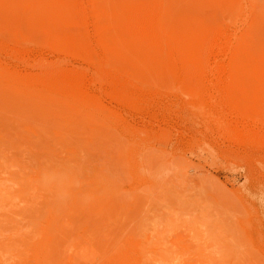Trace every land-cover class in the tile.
Listing matches in <instances>:
<instances>
[{
	"label": "rangeland",
	"instance_id": "obj_1",
	"mask_svg": "<svg viewBox=\"0 0 264 264\" xmlns=\"http://www.w3.org/2000/svg\"><path fill=\"white\" fill-rule=\"evenodd\" d=\"M8 1L0 0V264H264V0H164L174 13L170 51L119 31L104 59L74 0ZM219 28L238 32L219 58L228 80L203 77L198 64Z\"/></svg>",
	"mask_w": 264,
	"mask_h": 264
},
{
	"label": "bare ground",
	"instance_id": "obj_2",
	"mask_svg": "<svg viewBox=\"0 0 264 264\" xmlns=\"http://www.w3.org/2000/svg\"><path fill=\"white\" fill-rule=\"evenodd\" d=\"M2 1V0H1ZM8 1V0H7ZM13 1V0H12ZM12 1H10V3L12 2ZM26 1V0H25ZM172 2H173V0H171ZM236 1V0H235ZM20 2V1H19ZM35 2H37L36 0H35ZM38 2H40V3H42V2H45V0H43L42 2H41V0H38ZM47 2H49V0L47 1ZM51 2V1H50ZM52 2H53V0H52ZM56 2V1H55ZM169 2V1H168ZM168 2L167 1H164V0H139L135 5H133V6H126L125 4H124V2H123V0H104L103 1V5L102 6H100V5H98V3H97V1L96 0H74V6H75V10H76V14H77V16H78V19H79V21H80V23H81V27H83V31L85 30L86 32H88V34L86 33L85 34V36L86 35H88V37H87V39L89 38V43H90V46H91V48L93 49V51L95 52L94 54L96 55H99L100 56V54L99 53H101V51H102V48H103V45H105L104 43H108V41H109V39L110 38H113V37H111V35L112 34H114V33H116L117 35H118V32L120 31L121 33H123V34H126V36L128 37V38H130V39H133V40H140V41H143V42H145V43H147V44H149L150 46H152V47H154L155 49H160L161 51H164V52H168V51H170L171 50V46H170V36H169V34H170V32H171V29H172V23H173V15H174V13H173V9H172V6L170 5V4H168ZM176 2V1H175ZM242 2V1H241ZM251 1H249V3H247L248 5L249 4H251L250 3ZM258 2V1H257ZM7 3V2H6ZM8 3H9V1H8ZM33 3H34V1H33ZM54 3V2H53ZM52 3V4H53ZM68 3V4H67ZM67 3H65L66 5H69V2H67ZM71 3V2H70ZM177 3H178V0H177ZM23 4H25L24 2H23ZM38 5H39V3H37ZM36 4V5H37ZM47 4V3H46ZM56 4V3H55ZM186 4H187V2H186ZM193 4V3H192ZM239 4V3H238ZM246 4V5H247ZM30 5V4H29ZM35 5V6H36ZM45 5V4H44ZM62 5V4H61ZM65 5V6H66ZM252 5V4H251ZM40 6H41V4H40ZM72 6V5H71ZM190 6V5H189ZM193 6V5H192ZM195 6V5H194ZM193 6V7H194ZM250 6V5H249ZM29 7V6H28ZM44 7V6H43ZM43 7L41 8V9H43ZM50 7V6H49ZM61 7V6H60ZM69 7V6H68ZM73 7V6H72ZM252 7V6H251ZM32 8V10L34 9V7H31ZM45 8V7H44ZM177 8V7H176ZM185 8H186V6H185ZM46 9V10H45ZM44 10H45V12L47 11V9H49V8H45ZM60 9V8H59ZM66 9V8H65ZM68 9V8H67ZM248 9H249V7H248ZM255 9V8H254ZM3 10H5V9H3ZM31 10V11H32ZM40 10V9H39ZM60 10H63L62 8L60 9ZM43 11V10H42ZM42 11H39V14H40V12L42 13ZM192 11H194V10H192ZM54 12V11H53ZM244 12H245V10H244ZM32 13V12H31ZM61 13H62V11H61ZM245 13H247V12H245ZM7 14V13H6ZM43 14V13H42ZM46 14V16H47V13H45ZM54 14V13H53ZM65 14H67V13H65ZM191 14V13H190ZM7 15H9V14H7ZM32 15V14H31ZM50 14H48V16H49ZM52 15V14H51ZM61 15V14H60ZM64 15V14H63ZM193 15H195V14H193ZM233 15V14H232ZM45 16V15H44ZM45 16V17H46ZM47 16V17H48ZM62 16V15H61ZM69 16V15H68ZM189 16V15H188ZM191 16V15H190ZM215 16V15H214ZM253 16V15H252ZM258 16V15H257ZM264 16V15H263ZM6 17V16H5ZM13 17V16H12ZM46 17V19H48ZM58 17V19H59V16H57ZM65 17V16H64ZM75 17V16H74ZM73 17V18H74ZM198 17V16H197ZM232 17V16H231ZM245 17V16H244ZM258 17H260V16H258ZM31 18H33V17H31ZM36 18V17H35ZM44 18V17H43ZM51 18H54V17H51ZM188 18V17H187ZM187 18H186V21H187ZM219 18H220V16H219ZM254 18V17H253ZM2 19V18H1ZM7 20H8V17L6 18ZM185 19V18H184ZM190 19V18H189ZM194 19V18H193ZM193 19H192V21H193ZM195 19L196 20H198L196 17H195ZM218 19V18H217ZM216 19V20H217ZM226 19V18H225ZM232 19V18H231ZM230 19V20H231ZM245 19H249L248 17L246 18L245 17ZM14 19H12V21H13ZM33 20H36V19H33ZM39 19H37V21H38ZM50 20V18L47 20V21H49ZM224 20V19H223ZM239 20V19H238ZM256 20V19H255ZM258 20H260V19H258ZM40 21V20H39ZM38 21V22H39ZM44 21H46V20H44ZM44 21L42 20V22L44 23ZM62 21V20H61ZM67 21V20H66ZM73 21V20H72ZM76 21V20H75ZM218 21V20H217ZM233 21V20H232ZM231 21V22H232ZM248 21V20H247ZM251 21H253V20H251ZM1 22H2V20H1ZM33 22H35V21H33ZM38 22H35L36 24L38 23ZM55 22V21H54ZM65 22V21H64ZM77 22V21H76ZM187 22H189V21H187ZM211 22V21H210ZM230 22V23H231ZM245 22V21H244ZM255 22V21H254ZM3 23V22H2ZM51 22L49 21V24H50ZM78 23V22H77ZM190 23V22H189ZM193 23H195V22H193ZM233 23V22H232ZM243 23V22H242ZM248 23V22H247ZM255 23H258V22H255ZM264 23V22H263ZM262 23V24H263ZM39 24V23H38ZM37 24V25H38ZM68 24H69V22H68ZM192 24V23H191ZM238 24H241V23H238ZM245 24V23H244ZM250 24H251V22H250ZM4 25V24H3ZM35 25V24H34ZM43 25V24H42ZM55 25H57V23L55 24ZM74 24H72L71 26H73ZM194 25V24H193ZM199 25V24H198ZM197 25V26H198ZM202 25H204V24H202ZM5 26V25H4ZM59 26H61L60 24H59ZM65 26V25H64ZM67 26V25H66ZM70 26V25H69ZM69 26H68V28H69ZM205 26V25H204ZM212 26V25H211ZM219 26V25H218ZM236 26V25H235ZM256 26V25H255ZM254 26V27H255ZM263 26V25H262ZM262 26H261V28H262ZM1 27V26H0ZM35 27H36V25H35ZM39 26H37V28H38ZM45 26H42V28H44ZM47 27H48V25H47ZM51 27H53V28H57V27H54L53 26V24H51ZM199 27V26H198ZM200 27H201V23H200ZM242 27H243V25H242ZM241 27V28H242ZM254 27H253V30H254ZM256 27H258V26H256ZM11 28V27H10ZM41 28V27H40ZM46 28V27H45ZM44 28V29H45ZM61 28V27H60ZM74 28V27H73ZM77 28V27H76ZM196 28V27H195ZM230 28L232 29V26L231 27H229L228 28V30H230ZM234 28V27H233ZM243 28H245V27H243ZM57 29H59V27L57 28ZM70 29V28H69ZM79 29V28H78ZM201 29V28H200ZM209 29V28H208ZM240 29V28H239ZM238 29V30H239ZM47 29H45V31H46ZM52 30V29H51ZM63 30V29H62ZM74 30V29H73ZM81 30V29H80ZM233 30V29H232ZM258 30H260V29H258ZM7 31V30H6ZM54 31V30H53ZM57 31V30H56ZM65 31H67V30H65ZM64 30H63V32H65ZM79 31V30H78ZM240 31V30H239ZM257 31V30H256ZM52 32V31H51ZM58 32V31H57ZM60 32V31H59ZM58 32V33H59ZM82 32V31H81ZM211 32V31H210ZM227 32H230V31H227ZM226 31H224V30H222L221 28H219V29H214L213 31H212V33H211V36H210V39H209V42L207 43V41H206V49L204 50V52L202 53V52H200V54H202V57L199 59L200 61V63H198V64H200L199 65V67L201 68H198V69H200L201 70V72L203 73H201L200 71H199V73H201L202 75H203V77H227L226 78V80H228V75H227V70L226 71H223V67H221V58L220 57H222V56H226V54H227V52L229 51V49L232 47V41L235 39L236 40V34H238V32L236 31V30H234V31H232V32H230L229 34L227 33ZM76 33V32H75ZM78 33V32H77ZM240 33V32H239ZM255 33V32H254ZM257 33H260V31H258ZM256 33V34H257ZM61 34V33H60ZM30 35V34H29ZM55 35H57V34H55ZM77 35V34H76ZM116 36V35H115ZM114 36V37H115ZM202 36V35H201ZM257 36H258V34H257ZM264 36V35H263ZM110 37V38H109ZM206 37V36H205ZM238 37V36H237ZM75 38H76V36H75ZM118 38V37H117ZM208 38V37H207ZM206 38V39H207ZM239 38V37H238ZM204 39V38H203ZM240 39V38H239ZM241 39H242V37H241ZM262 39V38H261ZM264 39V38H263ZM262 39V40H263ZM115 40V39H114ZM202 40V39H201ZM205 40V39H204ZM208 40V39H207ZM261 40V41H262ZM4 41H6V40H4ZM14 41V40H13ZM12 41V42H13ZM80 41V40H79ZM116 41V40H115ZM196 41V40H195ZM203 41V40H202ZM252 41V40H251ZM254 41V40H253ZM7 42V41H6ZM12 42H10V43H12ZM15 42V41H14ZM18 42V41H17ZM16 42V43H17ZM234 42V41H233ZM243 42H244V40H243ZM87 43V42H86ZM201 43H203V42H201ZM247 43H248V41H247ZM122 44V43H121ZM204 44V43H203ZM244 44V43H243ZM12 45H14V47H15V43H13ZM18 45V44H17ZM39 45V44H38ZM87 45H89V44H87ZM86 45V46H87ZM107 45V44H106ZM109 45V44H108ZM116 45V44H115ZM118 45V44H117ZM127 45V44H126ZM142 45V44H141ZM148 45V46H149ZM247 45V44H246ZM6 46H8V45H6ZM10 46H11V44H10ZM41 46V45H40ZM112 46V45H111ZM135 46V45H134ZM235 46V45H234ZM249 46V45H248ZM258 46V45H257ZM4 48H5V46H3ZM13 47V48H14ZM81 47V46H80ZM107 47V46H106ZM116 47V46H115ZM118 47H119V50L121 49V47H120V41H119V45H118ZM131 47V46H130ZM135 47H137V46H135ZM236 47V46H235ZM260 47L261 46H258V49H260ZM10 48V47H9ZM39 48V47H38ZM82 48V47H81ZM85 48H87V47H85ZM90 48V47H89ZM143 48V47H142ZM147 48H149V47H147ZM178 48V47H177ZM200 48V47H199ZM237 48H238V45H237ZM249 48V47H248ZM8 49V48H7ZM84 49V48H83ZM88 49V48H87ZM91 49V50H92ZM141 49V48H140ZM139 49V50H140ZM247 49V48H246ZM10 50V49H9ZM8 50V51H9ZM16 50H17V48H16ZM20 50V49H19ZM81 50V49H80ZM89 51H90V49H88ZM127 50V49H126ZM126 50L124 49V52H126ZM132 50H133V47H132ZM131 50V51H132ZM142 50V49H141ZM179 50V49H178ZM202 50V49H201ZM237 50V49H236ZM242 50H244V48L242 49ZM251 50V49H250ZM75 51V50H74ZM116 51V50H115ZM122 51H123V49H122ZM128 51V50H127ZM143 51V50H142ZM147 51V50H146ZM149 51V50H148ZM147 51V52H148ZM173 51V50H172ZM233 51V50H232ZM239 51V50H238ZM3 52V51H2ZM7 52V51H6ZM5 52V53H6ZM12 52V51H11ZM27 52V51H26ZM41 52V51H40ZM81 52H83V51H81ZM80 52V53H81ZM85 52H86V50H85ZM88 52V51H87ZM105 53H106V51H104ZM107 52H109V51H107ZM130 52V51H129ZM133 52H134V50H133ZM138 51H136V53H137ZM145 52V51H144ZM144 52H141V53H143L144 54ZM243 52V51H242ZM9 53V52H8ZM80 54L78 51H76V54ZM110 53V52H109ZM127 53V52H126ZM155 53V52H154ZM170 53V52H169ZM169 53H167V54H169ZM173 53V52H172ZM181 53V52H180ZM232 53V52H231ZM234 53V52H233ZM245 53V52H244ZM24 54H27V53H25L24 52ZM82 54V53H81ZM83 54H85V53H83ZM93 54V55H94ZM131 54H132V52H131ZM142 54V55H143ZM163 54V53H162ZM8 55V54H7ZM6 55V56H7ZM11 55V54H10ZM39 55V54H38ZM94 55V56H95ZM96 55V56H97ZM101 55H103V53L101 54ZM112 55V54H111ZM110 55V56H111ZM129 55V54H128ZM135 55H137V54H135ZM142 55H140V58L142 57ZM147 55H149V54H147ZM170 55V54H169ZM230 55V54H229ZM228 55V56H229ZM244 55V54H243ZM18 56V55H17ZM16 56V57H17ZM24 56V55H23ZM26 56V55H25ZM30 56H31V54H30ZM84 56V57H83ZM81 55L80 57H82L83 58V60L85 59V61H87L89 58L88 57H85V55ZM106 56V55H105ZM132 56V55H131ZM139 56V55H138ZM172 56V55H171ZM170 56V57H171ZM182 56V55H181ZM228 56H227V58H228ZM234 56V55H233ZM242 56V55H241ZM32 57V56H31ZM42 57V56H41ZM40 57V58H41ZM98 57V56H97ZM102 59H104V56H100ZM125 57V56H124ZM123 57V58H124ZM147 57V56H146ZM146 57H144L146 60H148V57L146 58ZM164 57V56H163ZM8 58V57H7ZM19 57H17V59H18ZM39 58V57H38ZM74 58H75V55H74ZM126 58V57H125ZM128 58V57H127ZM220 58V59H219ZM224 58H226V57H224ZM226 58V59H227ZM16 59V58H15ZM109 59V58H108ZM119 59V58H118ZM121 59V58H120ZM130 59V58H129ZM171 59V58H170ZM14 60V59H13ZM40 60V59H39ZM80 60V59H79ZM112 60H114V59H112ZM123 60H125V59H123ZM122 60V61H123ZM131 60V59H130ZM145 60V61H146ZM155 60V59H154ZM161 61H162V59H160ZM173 60V59H172ZM23 61V60H22ZM29 61V60H28ZM27 61V62H28ZM41 61V60H40ZM109 61V60H108ZM117 61L118 60H116V62H114V63H116L117 64ZM120 61V60H119ZM119 61H118V63H119ZM138 61H140V60H138ZM158 62H160L159 60H157ZM156 61V62H157ZM165 61V60H164ZM163 61V62H164ZM168 61V60H167ZM231 61V60H230ZM14 62H15V60H14ZM13 62V63H14ZM21 62V61H20ZM19 62V63H20ZM24 62H25V60H24ZM35 62H37V61H35ZM45 62H46V60H45ZM48 62V61H47ZM47 62H46V64H47ZM61 62V61H60ZM126 62V61H125ZM124 62V63H125ZM128 62V61H127ZM135 62V61H134ZM174 62V61H173ZM176 62V61H175ZM174 62V63H175ZM187 62V61H186ZM232 62V61H231ZM231 62L228 64V65H230L231 64ZM44 63V62H43ZM52 63V62H51ZM50 63V64H51ZM86 63V62H85ZM113 63V64H114ZM123 63V64H124ZM137 63V62H136ZM161 63V62H160ZM184 63V61L182 62V64ZM189 63V62H188ZM192 63V62H191ZM234 63H235V61H234ZM18 64V63H17ZM21 64H23V63H21ZM32 64V63H31ZM42 64V63H41ZM45 64V65H46ZM62 64V63H61ZM60 64V65H61ZM66 64V63H65ZM82 64V63H81ZM80 64V65H81ZM112 64V63H111ZM119 64H122L121 62L119 63ZM123 64H122V67H123ZM126 64V63H125ZM124 64V65H125ZM127 64H129V62L127 63ZM131 64V63H130ZM133 64V63H132ZM135 64V63H134ZM145 64V66H147L148 64H147V61H146V63H144ZM147 64V65H146ZM156 64H158V63H156ZM155 64V65H156ZM185 64V63H184ZM190 64V63H189ZM193 64V63H192ZM223 64V63H222ZM236 64V63H235ZM28 64H26V66H27ZM40 65V64H39ZM48 65V64H47ZM52 65V64H51ZM53 65H55L56 66V68H57V65H56V63H54ZM152 65H154V62H153V64H151V66ZM154 65V66H155ZM161 65H162V63H161ZM176 65V64H175ZM196 65V64H195ZM224 65V64H223ZM227 65V64H226ZM226 65L224 66V67H226ZM23 66V65H22ZM25 66V67H26ZM36 66V65H35ZM41 66V65H40ZM43 66V65H42ZM116 66V65H115ZM118 66V65H117ZM133 65H129V67H132ZM141 66H142V64H141ZM150 66V67H151ZM182 66V65H181ZM188 66V65H187ZM194 66V65H193ZM231 66V65H230ZM234 66H236V65H234ZM29 67V66H28ZM46 67H48V66H46ZM52 67V66H51ZM54 67V66H53ZM109 67V66H108ZM121 66H120V69L118 70V71H120L121 70V68H122ZM124 67H126V65L124 66ZM128 67V68H129ZM137 67V66H136ZM135 67V68H136ZM153 67V66H152ZM156 67V66H155ZM183 67V68H182ZM181 68H182V70H184L183 72H186L187 70H185L186 68H188V67H186V65H183ZM196 67V66H195ZM194 67V68H195ZM229 67V66H228ZM232 67H233V65H232ZM10 68H11V66H10ZM18 68V67H17ZM27 68V67H26ZM31 68V67H30ZM110 68V67H109ZM127 68V67H126ZM126 68H124V72H123V69H122V74H124L125 73V69ZM141 68H143V67H141ZM149 68V67H148ZM165 68V67H164ZM167 68V67H166ZM178 68V67H177ZM185 68V69H184ZM192 68V67H191ZM191 68L190 69H188V70H191ZM193 68V69H194ZM246 68V67H245ZM42 69V68H41ZM40 69V70H41ZM62 69H64V68H62ZM72 69V68H71ZM152 69H154V67L152 68ZM151 69V70H152ZM12 70V69H11ZM32 70V69H31ZM35 70H37V69H35ZM49 71H50V69H48ZM80 70V69H79ZM86 70V69H85ZM84 70V71H85ZM89 70V69H88ZM94 70V69H93ZM92 70V71H93ZM116 70V69H115ZM144 70V69H143ZM178 70H179V68H178ZM238 70V69H237ZM45 71V70H44ZM63 71V70H62ZM77 71H78V69H77ZM97 71V70H96ZM117 71V70H116ZM133 71V70H132ZM135 71H136V73H138V72H140V71H142V69L141 70H134L133 72L135 73ZM138 71V72H137ZM181 71V70H180ZM234 71V70H233ZM236 71V70H235ZM234 71V72H235ZM40 72H42V71H40ZM65 72H66V70H65ZM81 72V71H80ZM103 72V71H102ZM113 72H114V70H113ZM129 72H131V71H129ZM188 72H192V71H187V73ZM195 72L196 73H198L196 70H195ZM195 72H192V73H195ZM15 73V72H14ZM17 73H20V72H17ZM53 73V75H54V72H52ZM78 73V72H77ZM86 73V72H85ZM105 73V72H104ZM110 73V72H109ZM119 73V72H118ZM192 73H190L189 75H192ZM238 73H239V71H238ZM39 74V73H38ZM42 74V73H41ZM40 74V75H41ZM44 74V73H43ZM63 74V73H62ZM80 74V76H81V73H79ZM88 74H90V73H88ZM93 74V73H92ZM92 74L90 75V76H92ZM98 74V73H97ZM121 74V73H120ZM129 74V73H128ZM132 74V73H131ZM131 74H129V76H132ZM177 74V73H176ZM186 74V73H185ZM237 74V73H236ZM239 74H241V73H239ZM5 75V74H4ZM49 75V74H48ZM51 75V74H50ZM66 75V74H65ZM84 75V74H83ZM103 76H104V74H102ZM109 75V78H111L110 77V75H111V73L110 74H108ZM166 75V74H165ZM178 75V74H177ZM176 75V76H177ZM187 75V74H186ZM189 75H187V76H189ZM36 76V75H35ZM70 76V75H69ZM68 76V77H69ZM86 76H87V74H86ZM111 76H115L114 74L113 75H111ZM193 76H195L194 74H193ZM25 77V76H24ZM27 77V76H26ZM43 77V76H42ZM58 77V76H57ZM56 77V78H57ZM61 77V76H60ZM67 77V78H68ZM88 77V76H87ZM108 77V76H107ZM116 77V76H115ZM135 77H137V76H135ZM192 77V76H191ZM203 77H202V79H203ZM240 77V76H239ZM238 77V78H239ZM30 78V77H29ZM47 78V77H46ZM53 78V77H52ZM61 78H63L64 79V77L62 76ZM89 78V77H88ZM93 78V77H92ZM97 78V77H96ZM104 78H106V76L104 77ZM120 78V77H119ZM201 78V77H200ZM199 78V79H200ZM232 79H233V77H231ZM230 78V79H231ZM237 78V79H238ZM264 78V77H263ZM55 79V78H54ZM66 79V78H65ZM71 79V78H70ZM87 79V78H86ZM86 79H85V81H86ZM94 80H96L95 79V76H94V78H93ZM114 79V78H113ZM116 79H117V77H116ZM116 79H114L112 82H111V86H117L118 84H120L121 85V83H119V80H116ZM121 79V78H120ZM123 79H125V78H123ZM180 79V78H179ZM182 79V78H181ZM195 79V78H194ZM216 79V78H215ZM219 79V78H218ZM231 79V80H232ZM236 79V80H237ZM23 80V79H22ZM30 80V79H29ZM47 80V79H46ZM57 80V79H56ZM67 80V79H66ZM65 80V81H66ZM72 80H74L73 78H72ZM106 80V79H105ZM105 80H104V82H105ZM111 80V79H110ZM190 80V79H189ZM188 80V81H189ZM213 80V79H212ZM220 80V79H219ZM218 80V82L220 83V81ZM234 80V79H233ZM232 80V81H233ZM262 80V79H261ZM45 81V80H44ZM59 81V80H58ZM84 81V80H83ZM108 81V80H107ZM192 81H193V79H192ZM200 81H201V79H200ZM199 81V82H200ZM204 81V80H203ZM202 81V82H203ZM206 81H207V79H206ZM214 81V80H213ZM68 82V81H67ZM66 82V83H67ZM96 81H94V83H95ZM100 82H101V79H100ZM228 82V81H227ZM230 82V81H229ZM236 82V81H235ZM238 82H239V79H238ZM62 83V82H61ZM65 83V82H64ZM69 83L70 84H73V85H75V82L74 81H69ZM108 83H110V82H108ZM192 83V82H191ZM207 83H208V81H207ZM232 83V82H231ZM241 83H242V81H241ZM241 83H240V86H242L241 85ZM263 83V82H262ZM86 84V83H85ZM105 84H107V82H105ZM224 84V83H223ZM51 85V84H50ZM97 85V84H96ZM99 86H100V83L98 84ZM97 85V86H98ZM195 85V84H194ZM205 85V84H204ZM212 85V87H213V83L211 84ZM217 85V84H216ZM221 85V84H220ZM239 85V84H238ZM258 85H260V84H258ZM263 85V84H262ZM71 86V85H70ZM90 86V85H89ZM96 86V87H97ZM98 86V87H99ZM105 86V85H104ZM110 86V85H109ZM222 86V85H221ZM228 86V85H227ZM231 86V85H230ZM234 86H235V84H234ZM237 86V85H236ZM74 87V86H73ZM77 87V86H76ZM119 87V86H118ZM117 87V88H118ZM211 87V86H210ZM211 87V88H212ZM100 88V87H99ZM109 88V87H108ZM123 88V87H122ZM126 88H128V87H126ZM125 88V89H126ZM129 88H131L130 86H129ZM128 88V89H129ZM234 88V87H233ZM253 88V87H252ZM263 88V87H262ZM79 89H81V88H79ZM124 89V88H123ZM214 89V88H213ZM228 89V88H227ZM99 90V89H98ZM105 90V89H104ZM233 90V89H232ZM263 90V89H262ZM83 91V90H82ZM112 91V90H111ZM117 91V90H116ZM124 91V90H123ZM122 91V92H123ZM214 91V90H213ZM235 91V90H234ZM130 92V91H129ZM263 92H264V90H263ZM86 93H88V92H86ZM121 93V92H120ZM235 93H237V92H235ZM260 93H262V92H260ZM126 94V93H125ZM128 94V93H127ZM264 94V93H263ZM239 95V94H238ZM105 96V95H104ZM114 97H115V95H114ZM251 97V96H250ZM261 97V96H260ZM263 97V100H264V96H262ZM258 99V98H257ZM256 99V100H257ZM101 100V99H100ZM117 101V100H116ZM245 101V100H244ZM9 102V101H8ZM121 102V101H120ZM243 102V101H242ZM263 102V101H262ZM258 103H260V100H258ZM242 104V103H241ZM261 104V103H260ZM226 105H227V103H226ZM231 106V105H230ZM234 106V105H233ZM264 106V105H263ZM37 107V106H36ZM56 109V108H55ZM233 109H235V108H233ZM238 109H240L239 107H238ZM230 110H232V109H230ZM263 110V109H262ZM235 112V111H234ZM261 113V112H260ZM45 114V113H44ZM234 115H235V113H234ZM240 116V115H239ZM236 117H237V115H236ZM261 117V116H260ZM263 117H264V114H263ZM262 119V118H261ZM240 121H242V119L240 120ZM239 121V122H240ZM247 121V120H246ZM249 121V120H248ZM263 121H264V119H263ZM235 122V121H234ZM241 123V122H240ZM257 123V122H256ZM231 124H233V123H231ZM245 124H247V123H245ZM244 124V125H245ZM252 124V123H251ZM258 124H260V123H258ZM241 125H242V123H241ZM257 125V124H256ZM262 125V124H261ZM246 126V125H245ZM244 126V127H245ZM255 126V125H254ZM229 127H231V126H229ZM236 127V126H235ZM238 127V126H237ZM248 127V126H247ZM252 127V126H251ZM263 127V126H262ZM239 128V127H238ZM242 128H243V126H242ZM257 128V127H256ZM260 128L261 127H258V130H260ZM264 128V127H263ZM241 129V128H240ZM245 129V128H244ZM242 130V129H241ZM257 130V129H256ZM228 131V130H227ZM232 131V130H231ZM245 131V130H244ZM250 131V130H249ZM252 131H253V129H252ZM236 132H238V131H236ZM258 132H260V131H258ZM230 133V132H229ZM241 133V132H240ZM256 133V132H255ZM263 133V132H262ZM236 134V133H235ZM245 134V133H244ZM247 134H248V132H247ZM239 135V134H238ZM257 135V134H256ZM250 136V135H249ZM258 136V135H257ZM261 137V136H260ZM255 138V137H254ZM255 140V139H254ZM261 141V140H260ZM262 142H264V141H262ZM263 144V143H262ZM262 146V145H261ZM23 258V257H22Z\"/></svg>",
	"mask_w": 264,
	"mask_h": 264
}]
</instances>
